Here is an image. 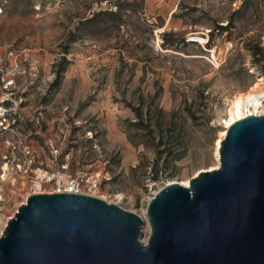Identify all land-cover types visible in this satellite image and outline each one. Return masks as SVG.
Instances as JSON below:
<instances>
[{
	"label": "rangeland",
	"instance_id": "1",
	"mask_svg": "<svg viewBox=\"0 0 264 264\" xmlns=\"http://www.w3.org/2000/svg\"><path fill=\"white\" fill-rule=\"evenodd\" d=\"M258 44L264 0H0V228L37 183L142 213L152 182L211 166Z\"/></svg>",
	"mask_w": 264,
	"mask_h": 264
},
{
	"label": "water",
	"instance_id": "2",
	"mask_svg": "<svg viewBox=\"0 0 264 264\" xmlns=\"http://www.w3.org/2000/svg\"><path fill=\"white\" fill-rule=\"evenodd\" d=\"M221 164L163 185L140 213L86 192H34L0 264H264V113L232 123Z\"/></svg>",
	"mask_w": 264,
	"mask_h": 264
},
{
	"label": "bare ground",
	"instance_id": "3",
	"mask_svg": "<svg viewBox=\"0 0 264 264\" xmlns=\"http://www.w3.org/2000/svg\"><path fill=\"white\" fill-rule=\"evenodd\" d=\"M264 78L259 79V81L255 82L254 85L251 86V88L247 92H239L237 95L231 99L229 102V106L226 111V116L224 118L223 122V129L220 131L219 136L216 140V143L214 144V157L215 161L211 166H208L205 169H216L219 168L221 164V153L220 149L222 147L221 143L224 140L225 136L227 135L228 128L232 125V123L238 121L239 119L245 118L248 115H262L264 113V88L261 86ZM4 170L6 171L2 179H6V174L10 170L8 165L4 166ZM199 173V172H198ZM197 173V174H198ZM174 181H178L179 183H182L183 185L189 186L190 185V178L183 179V180H167L163 183L158 184V189L161 188L163 185L172 183ZM40 183H37L38 190L36 192H42L43 188ZM91 194L96 195V192H92ZM153 196H149V200L152 199ZM26 198V197H25ZM105 199V197H102ZM143 217L147 220L148 227V219L146 210L142 213H140ZM8 221L5 220L1 224L0 228V235L3 233L4 228L6 227ZM144 228V229H145Z\"/></svg>",
	"mask_w": 264,
	"mask_h": 264
},
{
	"label": "built area",
	"instance_id": "4",
	"mask_svg": "<svg viewBox=\"0 0 264 264\" xmlns=\"http://www.w3.org/2000/svg\"><path fill=\"white\" fill-rule=\"evenodd\" d=\"M10 54H14V52L11 50ZM5 115V114H4ZM55 179V175L53 176H48L47 181H53ZM164 182V181H163ZM161 182V183H163ZM97 184V183H95ZM150 189V194L151 196H154V194L160 189H158V183L157 182H152L149 185ZM53 191H58V192H86L89 193L88 191L84 190L82 187V181L79 178H69L66 182L64 183H59L58 186L53 190ZM149 202V200H148Z\"/></svg>",
	"mask_w": 264,
	"mask_h": 264
},
{
	"label": "trees",
	"instance_id": "5",
	"mask_svg": "<svg viewBox=\"0 0 264 264\" xmlns=\"http://www.w3.org/2000/svg\"><path fill=\"white\" fill-rule=\"evenodd\" d=\"M219 28H224L222 25H219ZM264 49L260 46V44L257 45V49L253 51L254 56L256 57L258 54H262ZM258 61H260V58H257Z\"/></svg>",
	"mask_w": 264,
	"mask_h": 264
}]
</instances>
